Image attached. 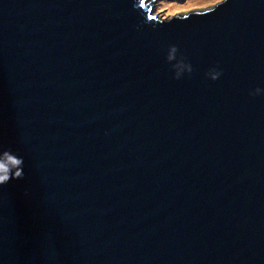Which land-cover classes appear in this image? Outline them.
<instances>
[{
    "label": "water",
    "instance_id": "1",
    "mask_svg": "<svg viewBox=\"0 0 264 264\" xmlns=\"http://www.w3.org/2000/svg\"><path fill=\"white\" fill-rule=\"evenodd\" d=\"M183 1L0 0V264H264V0Z\"/></svg>",
    "mask_w": 264,
    "mask_h": 264
},
{
    "label": "clouds",
    "instance_id": "2",
    "mask_svg": "<svg viewBox=\"0 0 264 264\" xmlns=\"http://www.w3.org/2000/svg\"><path fill=\"white\" fill-rule=\"evenodd\" d=\"M178 48L171 45L166 55V61L171 64L175 72L174 78L179 80L185 73L191 74L193 68L190 63H187L183 56L177 58ZM175 61V63H173ZM206 75L212 79L217 80L222 71L217 68L210 69ZM264 93V89L256 88L251 95H260ZM23 158L18 157L10 150L0 151V185L7 183L10 179L23 178Z\"/></svg>",
    "mask_w": 264,
    "mask_h": 264
},
{
    "label": "rangeland",
    "instance_id": "3",
    "mask_svg": "<svg viewBox=\"0 0 264 264\" xmlns=\"http://www.w3.org/2000/svg\"><path fill=\"white\" fill-rule=\"evenodd\" d=\"M222 0H184L183 4L158 6L157 10H165V16H172L188 9L219 2Z\"/></svg>",
    "mask_w": 264,
    "mask_h": 264
}]
</instances>
